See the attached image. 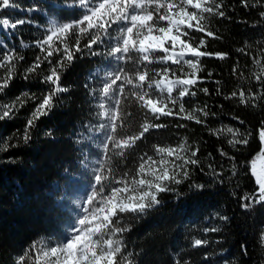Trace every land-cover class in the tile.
Returning <instances> with one entry per match:
<instances>
[{"label":"snow or ice","instance_id":"obj_1","mask_svg":"<svg viewBox=\"0 0 264 264\" xmlns=\"http://www.w3.org/2000/svg\"><path fill=\"white\" fill-rule=\"evenodd\" d=\"M63 4L77 10V18L51 21L42 38L33 41L43 55L38 54L23 72L17 71V64L24 57L0 41V48H3L0 69H6V75L0 76V95L18 75L25 80L42 76L41 82L49 87L40 96L25 91L10 103L0 104V120L14 118L28 100L35 101L36 107L27 119L21 137L27 144L36 121L55 107L61 93L68 91L60 81L76 55L87 53L99 57L100 66L89 74L84 88L97 101L94 115L104 121L89 128L102 133L103 140L98 146L102 148L103 156L95 162L91 191L77 203L80 213L68 234L57 240H33L14 257L13 264H136L124 238L133 227L130 221L138 220L161 205V194L181 195L176 186L190 179V166H200L201 163L197 156L199 149L191 147L187 139H182L175 147L152 145L158 160L147 152L137 155L138 142L153 130L169 127L159 122L162 117H179L204 124L203 118L217 115L207 104L188 110L183 101L189 95H196L191 89L199 80L197 72L202 70L201 58L224 60L228 55L201 49L208 43L205 37L222 38L213 30L211 21L231 19V4L226 0H63ZM239 5L245 9H264V0H239ZM8 9L21 10L15 0H0V10ZM22 10L34 12L36 7ZM258 15L260 19L254 28L264 25V10ZM27 23L30 21L22 18L14 22L7 16L0 18V27L4 30H15ZM196 33L202 34L198 43ZM249 47L251 45L246 44L237 51L244 53ZM247 54L251 55V52ZM56 55L60 58L53 63L52 58ZM258 55L264 56V45L259 48ZM44 62L49 65L46 74L40 71ZM254 62L260 66L259 73L253 76L261 88L233 90L224 96L225 100L237 99L240 104L252 108L264 104V63L259 59ZM184 65L191 72H185ZM231 71L234 76H244L238 65H234ZM208 75L211 77L212 73ZM200 91L209 94L208 88ZM221 94L217 88V95ZM177 106L179 110L174 111ZM232 119L240 125L245 123L238 115ZM176 127L186 125L177 124ZM209 131L214 135L230 133L232 138L227 143L237 151L239 145H248L253 135L251 131L241 132L240 128L228 126ZM256 133L262 147L247 161L255 187L239 197V206L245 210L264 206V119L259 121ZM45 135L51 136V130ZM13 138L0 142V151L16 147L10 142ZM218 151L222 157L235 159L223 149ZM129 158L135 162L132 168L125 164ZM231 168L232 176H237V165L233 163ZM209 169V175L221 177L211 164ZM218 182H223L222 178ZM204 187L198 183L188 185L189 190ZM215 216L224 222L229 219L219 213ZM219 230L218 227L203 229L204 232ZM259 240L264 244V225L260 227ZM207 243L206 239H193L191 247L199 248ZM173 260L174 264H189L179 253L173 256Z\"/></svg>","mask_w":264,"mask_h":264},{"label":"trees","instance_id":"obj_2","mask_svg":"<svg viewBox=\"0 0 264 264\" xmlns=\"http://www.w3.org/2000/svg\"><path fill=\"white\" fill-rule=\"evenodd\" d=\"M226 2L231 4L229 15L232 18L211 21L213 30L222 38L205 37L208 43L201 50L228 55L224 60L201 58L202 70L197 72L199 80L191 89L196 95H189L183 101L188 110L207 104L217 115L202 117L204 124L179 117H162L159 122L169 127L153 130L138 142L137 155L147 152L158 160L152 145L175 147L182 139H187L191 147L199 149L197 156L201 163L200 166H190V179L176 186L181 195L161 194V205L138 220L130 221L133 227L124 238L136 264H174L173 256L177 253L189 264H225V261L228 264H264V244L259 240L260 227L264 225V206L257 205L249 210L239 206V197L255 187L247 161L262 147L256 129L259 121L264 119V104L252 108L240 104L237 99H224L233 90L261 88L253 74L260 71L254 59L264 63V56L258 55L259 48L264 45V25L255 28L253 25L260 19L259 11L264 9H245L239 5V0ZM15 3L21 10H0V16L10 17L13 22L22 18L30 23L15 30L0 28V40L24 57L17 64V71L23 72L38 54L43 55L33 41L42 38L51 21H68L77 18L79 13L65 7L63 0H15ZM32 6L36 11L22 10ZM195 35L198 43L202 34ZM246 44L251 47L244 53L237 51ZM59 58V55L54 56L53 63ZM234 65L244 73L242 78L232 74ZM99 66V57H91L87 53L76 55L60 81L68 91L61 93L55 107L36 121L27 144L21 137L26 121L36 107L35 101L28 100L14 118L0 120V142L14 137L10 142L17 145L0 151V264H13L14 257L33 240L64 238L63 234L68 233L79 215L71 206L73 194L83 190L86 198L91 191L92 169L103 156L102 148L98 146L103 135L89 128L104 121L94 115L97 101L88 95L84 84L89 74ZM48 68V63L44 62L40 71L46 74ZM184 71L191 72V69L184 65ZM177 74L180 75L179 72ZM4 75L6 69H0V76ZM41 81L42 76L25 80L18 75L0 95V104L10 103L25 91L37 96L46 93L49 87ZM202 88H208L209 94L200 91ZM217 88L221 95H217ZM178 110L177 106L174 111ZM234 115L245 123L240 125L234 121ZM177 124L186 127H176ZM224 126L240 128L241 132L251 131L253 135L248 145H239L237 151L227 143L232 138L230 133L214 135L209 131ZM49 130L52 135H45ZM218 149L227 151L235 159L222 157ZM233 163L239 172L235 177L232 176ZM125 164L129 168L135 166L132 158ZM210 164L221 173L220 178L208 174ZM221 178L223 182H218ZM190 183L204 184L205 187L189 190ZM216 213L229 217L228 221H220ZM206 227H218L220 230L204 232ZM193 239H206L208 243L193 248Z\"/></svg>","mask_w":264,"mask_h":264},{"label":"rangeland","instance_id":"obj_3","mask_svg":"<svg viewBox=\"0 0 264 264\" xmlns=\"http://www.w3.org/2000/svg\"><path fill=\"white\" fill-rule=\"evenodd\" d=\"M3 16H0V18H2ZM2 28V27H0ZM7 36H8V33H7ZM1 41V40H0ZM83 199H85L84 197V193H83V190H78L76 191L73 196H72V202H71V206L73 207V209L76 211V212H79L80 213V209L77 207V203L78 202H82ZM77 218V217H76ZM76 220V219H75ZM72 226V225H71ZM70 226V227H71ZM68 234V233H67ZM67 234H63V236L65 237ZM44 239V238H43Z\"/></svg>","mask_w":264,"mask_h":264}]
</instances>
